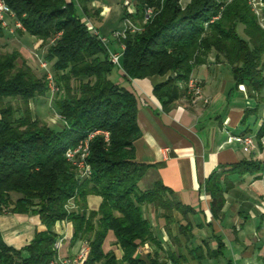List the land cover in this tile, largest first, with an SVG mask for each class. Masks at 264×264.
<instances>
[{
	"label": "trees",
	"instance_id": "16d2710c",
	"mask_svg": "<svg viewBox=\"0 0 264 264\" xmlns=\"http://www.w3.org/2000/svg\"><path fill=\"white\" fill-rule=\"evenodd\" d=\"M90 1L5 0L22 23V32L44 47V59L60 87L52 98L60 125L36 117L30 107L37 98H49L45 75H37L25 61L19 63L17 51L0 52V214H37L45 226L22 250L6 246L0 236V264L49 263L56 255L52 227L60 221L71 222L72 242L87 241L83 264H185L184 250L200 261V249L183 247L176 237L164 247L145 217L144 208L151 207L167 227L174 211L184 217L192 209L160 181L147 189L139 186L149 165L135 160L134 143L141 136L138 101L111 79L117 68L86 23L97 15L88 7ZM129 1L135 12L128 15L123 9L121 20L129 17L138 30L127 31L120 41L125 79L167 76L153 86L152 94L168 111L176 100L191 96L186 84L192 72L214 53L229 67L234 87L243 85L256 103L245 109L241 123L256 113L264 91V28L247 1L232 0L222 11L221 0H190L185 6L180 0ZM149 8L153 14L144 20ZM3 36L0 27V39ZM94 131L107 132L108 137L96 134L89 141L86 162L91 174L80 178L64 154ZM262 134L264 126L256 138ZM262 169L264 163L249 160L212 172L204 189L212 199L214 217L231 186L227 177L258 176ZM88 196L101 198L96 211L87 210ZM109 232L123 252L119 261L113 252L103 251ZM178 234L189 242V223L179 224ZM144 245L150 250L141 255Z\"/></svg>",
	"mask_w": 264,
	"mask_h": 264
},
{
	"label": "crops",
	"instance_id": "0c3cea01",
	"mask_svg": "<svg viewBox=\"0 0 264 264\" xmlns=\"http://www.w3.org/2000/svg\"><path fill=\"white\" fill-rule=\"evenodd\" d=\"M112 2L91 0L88 7L98 12L86 23H93L101 36L110 37L109 45L118 51L111 35L122 27L114 18L121 19L123 8L112 6ZM257 16L264 28V2ZM8 24L12 26V19L8 18ZM11 51H17L19 63L25 61L34 71L35 63L38 64L35 55H44L41 41L22 31L10 34L4 29L0 52ZM226 66L211 53L206 63L196 67L190 77L199 81L202 98L181 97L168 111L163 110L152 94L153 86L167 76L128 80L123 77L121 69L114 70L111 76L114 82L131 91L138 101L136 119L141 136L134 143L135 160L149 165L139 183L144 187L140 188H150L154 182L160 181L182 205L192 209L184 217L174 211L173 221L165 227L159 211L144 208L145 217L164 247L170 246L176 237L183 247L200 249V261L184 250L185 264H264V169L258 176L246 173L227 177L231 186L223 194L224 204L217 218L211 212L212 199L204 189L207 177L223 167L249 160L264 163V134L256 138L264 126V91L256 113L247 116L242 124L245 109L254 108L256 103L247 97L245 88L234 87L230 69L227 66L228 74ZM34 102L30 103L33 113ZM48 122L56 123L53 117ZM245 129L255 141V149L247 153L234 140V137L242 136ZM100 202V197L88 196L87 210L96 211ZM187 223L193 238L185 243L184 237L178 234V226ZM43 231L45 226L37 214H0L1 239L15 250L25 248L36 233ZM52 232L57 235V240H62L58 253L61 257L72 258L88 248L85 239L72 242L71 222H56ZM149 250V246L144 245L139 254L145 255ZM217 250L216 256L210 255ZM103 251L113 252L118 261L122 258L123 252L116 245L112 232L104 240ZM22 256L27 257V253L23 251Z\"/></svg>",
	"mask_w": 264,
	"mask_h": 264
},
{
	"label": "built area",
	"instance_id": "2783aa9c",
	"mask_svg": "<svg viewBox=\"0 0 264 264\" xmlns=\"http://www.w3.org/2000/svg\"><path fill=\"white\" fill-rule=\"evenodd\" d=\"M190 0H188L189 2ZM232 0H221L222 4L220 7V11L223 10V8L230 3ZM247 3L252 7L254 12L258 14L259 7L262 5V0H245ZM187 2V3H188ZM123 9L126 11L128 15L134 14L135 12V6L134 3L127 0L125 1L123 5ZM153 14L152 9H147L145 11V18L144 20H148L151 15ZM219 15L212 18L210 22H213L214 20L218 19ZM8 18L12 19V26L8 24ZM124 23V29L123 31H115L111 35V39L115 41L118 45V51L113 50L111 48L110 39L101 36L97 31L93 30L92 27H88L91 31H93L94 35H96L101 43L107 48L108 54H109V60L110 62L117 68L121 69V56L123 52V45L121 44V39L125 37L126 32L134 33L138 29L137 27L132 23L131 19L129 17L123 18ZM0 27L3 29H6L10 34H14L18 30H23L22 23L17 19L14 12L9 8V6L6 4L5 0H0ZM52 42V41H50ZM35 58L38 61L39 68L43 70L45 73V82L48 88L49 92V100H52V98L60 91V87L55 83L53 75L50 70V63L44 59V55L41 57L35 55ZM186 88L188 93L194 97V98H202V88L200 86V83L196 79L190 78L189 81L186 84ZM239 88L241 90H244V86L240 85ZM204 103H207L206 99H203ZM56 120L60 119V116L56 114L55 116ZM96 134H102L105 139L108 137V133L104 131H94L89 133L84 139L80 140L79 143L74 147L66 150L64 156L68 162L71 163L76 169L77 174L80 178H88L91 174L89 165L86 162V158L88 156V148H89V141L93 138ZM234 140L242 145L244 152H251L255 149V141L252 136L250 135H242V136H236L234 137ZM73 205L71 204L69 209H72ZM62 240H57L54 244L55 249V257L47 264H83L84 261L87 258L88 255V248L82 249L78 255L72 258L68 257H61L58 255L59 249L61 247Z\"/></svg>",
	"mask_w": 264,
	"mask_h": 264
},
{
	"label": "rangeland",
	"instance_id": "374dc122",
	"mask_svg": "<svg viewBox=\"0 0 264 264\" xmlns=\"http://www.w3.org/2000/svg\"><path fill=\"white\" fill-rule=\"evenodd\" d=\"M125 1H127V0H113L112 6L117 7V5H118V7L121 9V8H123V5H124ZM180 2H181L182 6H185L187 4V1H184V0H180ZM77 9H78V14L81 15V11L79 10V8H77ZM91 12H93V9L91 10ZM115 19H118L117 23L120 25L119 27L122 26L119 31H123V29H124L123 21L120 19V17L119 18L118 17L114 18V20ZM87 26L88 27H92L93 30L96 31V29L94 28L93 23L92 24L88 23ZM109 38L110 37H108V39ZM39 53H40V51H39ZM34 66L36 68L35 72H36L37 75H45L43 70H41L39 68L37 62L35 63ZM226 68H227V73L229 74V69H228L227 66H226ZM46 98L47 97L37 98V99L34 100L36 102L33 101L34 103L32 104V108H33V111H34V115L36 117L42 119V120L47 121V122L49 121L50 117H53L54 121H56L55 124L59 126L60 125V121H59V119L56 120V118H55L56 113H55V109H54V106H53V102H52V100H47ZM13 103L15 105L16 102H13ZM48 123L51 124L50 122H48ZM51 125H54V124H51ZM140 187L141 188L144 187V184H141Z\"/></svg>",
	"mask_w": 264,
	"mask_h": 264
}]
</instances>
